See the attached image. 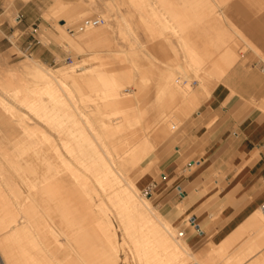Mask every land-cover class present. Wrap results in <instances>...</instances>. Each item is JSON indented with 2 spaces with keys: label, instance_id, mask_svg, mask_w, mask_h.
I'll return each mask as SVG.
<instances>
[{
  "label": "bare ground",
  "instance_id": "1",
  "mask_svg": "<svg viewBox=\"0 0 264 264\" xmlns=\"http://www.w3.org/2000/svg\"><path fill=\"white\" fill-rule=\"evenodd\" d=\"M124 21L127 26L117 29L121 35L114 32L127 41L123 44L127 46L135 40L130 37L134 35L129 31L131 19ZM162 22L161 29L156 30L158 37H153V28L144 23L151 30L149 37L164 41L173 32L178 34L180 51L181 47L185 50L183 58H194L189 64L196 65L200 56L183 39L185 26L168 25L177 22L175 16ZM69 31L71 35L77 33ZM65 44L77 51L83 49L75 37ZM172 44L171 49L175 47ZM93 53L90 60L96 63L89 66H85L89 56L60 67L45 65L30 54L10 65L0 60V264H118L120 249L125 246L135 264H184L186 256L195 258L189 244L176 239L173 224L151 200L138 196L134 180L153 166L156 159L140 163L175 126V120L181 119L180 115L187 118L208 101L212 82L203 78L193 86L187 82L192 75L183 83V76H174L175 68L173 75L162 68L165 76L162 80L164 72L161 78L158 75L162 82L155 84L160 89L154 84L158 91L153 92L158 101L167 96L172 103L168 106L165 102L166 106L163 101L166 107L160 104L159 109L156 102L157 110L150 107L155 98L149 90L150 99L145 92L138 95V85L150 86L151 82L147 75L141 74L147 83L137 75V67L132 72L130 58L127 67L123 59L129 55L119 60L127 69L119 66L116 73L115 65L113 69L105 66L114 60L111 64V59L103 60ZM215 62L208 65L217 68L219 80L227 66ZM197 67H192L195 73ZM144 96L150 103L142 100ZM141 100L146 106L149 103L146 111L157 112H143ZM148 114H152L151 119ZM256 211L264 216L260 208ZM109 213L116 218L121 236ZM259 223L264 228V219ZM123 259L130 264L127 255Z\"/></svg>",
  "mask_w": 264,
  "mask_h": 264
},
{
  "label": "rangeland",
  "instance_id": "2",
  "mask_svg": "<svg viewBox=\"0 0 264 264\" xmlns=\"http://www.w3.org/2000/svg\"><path fill=\"white\" fill-rule=\"evenodd\" d=\"M131 1L133 3H131ZM196 1L198 3H196ZM233 5L236 6L237 9L234 8ZM230 6H233V8H230ZM168 8L179 10V20H180V22L170 23L168 25H175V26L178 25V27L185 26L189 28V34L193 35V39L195 40L196 43L195 46L198 52V56L201 57V58L199 57L198 62H197L198 59H196V63L198 64V66L202 64L203 66L201 65V67L204 68H201L200 66L197 67L196 66L197 64L194 65L195 64L194 58H191V60L189 59L190 61L187 60L188 58L186 59H184L185 57L183 58L182 52L185 50H183L184 48L181 47L182 51H180V46H179L180 40H177L178 34H174L173 32L174 35L172 34L170 39L164 41L162 38H161L162 40L160 38H159L160 40H158L157 38L156 39L153 38L154 35L155 37L159 36L158 31L156 30L160 29L163 26L162 23L155 21V12H157L161 17H169L170 15L166 11ZM238 11L248 14L249 16H251L253 20H257L261 17L262 14H264V0H208L207 3L206 2L201 3V0H0V56H1L0 60L2 59L1 60L2 62H5L10 65V63L15 64L21 59L25 58L27 54H30L32 57L37 58L40 62H42L45 65L52 67H60L66 63H70L74 61L77 57L86 58L89 56L88 58H86L87 61L85 63V66H89L92 63H96L95 60L92 61L90 60V56L92 55V52H94L100 55L103 60L111 59V61L108 60L110 61L109 63H111L112 60H114L115 62L113 61L114 63L113 64L111 63L113 66L108 65L107 61H106L107 65L105 66L106 67L108 66L107 68L110 69L111 68L113 69L116 66L114 71L116 73L119 66H121L120 68H122V70L127 69L126 68V65L128 64L127 60L128 58H130V61L131 62L133 61V63H130V61L128 60L130 65L133 66V67L130 66V68H134L132 69V72L133 70H136L137 67L138 70L136 72L138 73L137 75H141V74L144 76L147 75V77L146 76L145 77L150 78L148 79L149 81L147 80L148 82H151L149 83L150 84L149 86L146 79H144L145 77L143 76L144 77L143 78L141 75L144 81H146L147 83L146 85L148 86L147 87L146 85L142 86L143 84L138 85V87L140 86L146 89L145 91H143L144 89L141 88L142 89L141 92V89L139 87L138 95L140 94V96H143L144 95L143 92H145V95L148 96L147 98H149V94H148L149 92L147 93V90H149L151 98L152 95L154 94L155 97L153 96V98L156 99V93H157L156 91L158 90L154 87V84L157 81H159L157 82L159 84L162 82L165 76L164 70L167 72V74L172 72L173 75L174 73H176L174 76L177 78L178 76L179 77L183 76L184 77V78L182 77L183 83H185L184 81L185 80L187 81L188 78H190L192 75V77L187 82H191L193 86L197 85L198 81H202L204 78L205 81L208 80L209 82H212L211 83V91H212L213 87L219 83L221 77L218 80V78L215 75L216 74L215 70L217 68L211 67L214 66V64L211 65V63L215 61H216L215 64L219 63L218 61H219L220 53L225 48H227L228 45L229 46L231 45L237 50L238 53L237 58L243 55L245 52L253 51L259 58L264 59L259 52L257 53L252 48L246 45L245 41L242 38L241 35L242 33L240 34V30H238V28L235 25H233L225 16V14H227L229 18L232 20V22H234L237 25ZM17 14L21 15V19L19 22L15 19ZM92 17H101L105 20L102 24H99L97 26L108 29L109 40H110V44L108 46L95 47L94 48L96 49L95 51H93V49H82V50H78L77 52V50H74L70 48L68 45L64 44L65 42H67L68 38H74V36H76L79 32H81L78 31L76 27L83 20ZM143 17L150 19V21L148 22V26L151 29L153 28L152 29L153 35L152 33L149 34V31L151 32V30L147 29L148 26L145 25L146 23L144 24V22L141 20V18ZM125 18L128 19L129 21L131 19V21L128 23V25L131 28L129 29V31L133 32L134 35H130V37L134 38L135 40L132 42V44L130 45L128 44L127 46L123 45L127 41L123 38L116 37L117 34L114 32V31H118L117 30L118 26L119 28L127 26L126 22L124 21ZM62 19L66 20L67 22H68L67 19H69V22L66 24L65 27L67 28L65 30L59 31L58 22L63 23ZM186 19H191L193 21L189 23L186 21ZM197 19L210 20L212 21V23L197 22L196 21ZM218 25L221 28H225L230 36L229 39L225 42L222 41V39L209 38L210 35H215L216 30L213 28V26H218ZM115 28L116 30H114ZM71 29H73V31H76L77 33H73V35H71L72 32L69 31ZM118 34L119 36L121 35L119 31ZM149 35H152L153 37L150 36L151 37L150 38ZM117 42L118 43L122 42V44L121 43L117 44ZM158 43L160 44L158 45ZM170 44H172V46L175 47L171 49L172 47L171 48L169 47L171 46ZM131 45L134 46L132 47ZM204 45L207 47L206 51L203 48ZM178 49L179 51H177ZM128 50H130L129 53ZM124 51L127 52L128 54L127 53L124 54L125 53ZM171 51H174L175 53ZM130 52H132V54ZM124 55H129V56L132 55L131 57H133V60L129 56H126L127 58L126 59ZM122 57L125 59H123ZM121 58L125 60L127 64L123 62V60H121V62L123 63L119 62ZM178 60L180 62L175 63ZM185 60L188 62L184 63ZM192 60L194 61L193 62L194 64L192 63L193 65L189 64ZM203 60L204 62L202 63ZM134 62L136 66L134 65ZM208 63L211 66H209ZM177 64H179L178 65L179 67L177 66ZM185 65L186 67H184ZM188 65L189 66L192 65V67L194 66V68L197 67L198 69L195 70H197L196 72L198 73H195L192 67H190L192 71L188 69ZM127 67H129V64L127 65ZM210 67H211L210 69L211 71L209 70ZM130 68L128 69L130 70ZM162 68H164V70ZM173 69L176 72L171 71ZM203 69H205L206 71ZM212 69L214 73L212 72ZM122 70L120 69V71ZM193 71L194 73H192ZM204 71L205 74L207 73L206 75L203 73ZM207 71L209 72V75ZM163 72L164 75L162 74L163 76L162 77L160 75ZM133 73H135V71ZM183 73L184 74L186 73V75L188 74L187 75L188 77L187 76L185 77ZM199 74H201V77ZM137 75L134 74V77L136 76V78L138 79L139 76ZM203 75L206 78L209 77L210 79H205ZM158 77L159 78L162 77V80L158 79ZM142 78H139L138 81L141 79L140 81L142 82L143 81ZM157 83L155 84V86H157L158 89H160ZM153 91H155L156 93H154ZM146 96H144L145 98L144 97L141 98L142 100L146 99L145 101L147 104L148 100ZM166 97L164 96L160 98L161 102L158 101V99H156L157 100L156 101L155 99L152 98L153 101L155 100L154 101L155 103L151 100L153 102V103L151 102V104L153 105L150 104L151 105L150 107L152 108L153 106V108L158 110V108L156 107H159L160 109L162 106L166 104L165 102H167V104L168 103L170 104L171 102L170 99H166ZM163 98L166 101L162 100ZM142 100H141V105L144 106L143 112L149 111L153 114L156 111L155 109H152V111L150 108H149L150 110L149 109L147 111L145 110L148 108L147 106L149 105L150 102L148 101L149 103L146 106L145 103H143L145 105L142 104ZM163 101L165 104L162 103ZM156 102H158L159 105L160 104L163 105L162 106L156 105L155 107L154 105L156 104ZM205 102L207 101H203L199 105L197 109L198 111L202 108V105ZM198 111L197 112L195 111L192 114H190L188 118H185L184 116L179 114L181 116V117L179 116L181 119L175 120L176 123L175 126L172 128L170 127L166 136L161 139L163 142L161 140L158 141L159 146L156 144L157 146H155L154 150L150 153L147 159H145L140 163V165H145L148 161H154L156 159L155 162H153V166L149 170H147V172H145V175L139 176L134 181H136V184L138 186V191H137V193H139L138 196L148 197L159 212L160 210L156 205L157 195L155 192H151V191L146 194L145 193L146 184L152 180H158L160 178V172H162L164 164L168 160V157L173 153L180 154V158H179L180 165L186 164L189 161V159L195 156V152L192 151L191 148L184 149L183 146H184V140L188 138V134L191 127L195 124L194 123L195 117ZM149 115L150 114H148L147 116L149 117ZM151 115L150 117H152ZM177 148L179 149V151L176 150ZM109 217L112 223L114 224V226L116 227L117 235L121 236L119 225L116 218L112 213L111 214L109 213ZM261 219H264V216L256 211L252 215V217L248 218V220L244 222L242 225H240L236 231H234L228 238H226L224 241H222L219 244H215L214 242H212L210 234H207L204 237V243L202 245V250L200 252L201 254L195 253L196 259L195 258L192 259V257L186 256L184 264H194L195 261H197L199 264H226V263L227 264H264V228L260 226L259 220ZM182 223L184 224V227H190V226H186L187 219L183 220ZM182 223H179L178 225L173 224L175 237L178 241H180V239L186 240L185 234L182 236H179L177 234L179 230H184V228H180V225ZM190 228L193 231H195L194 228L192 227ZM120 250H121L119 252L120 258L118 259V264H125V263L127 264V262H125L123 259V257L125 258L126 255L129 258L128 259L129 263L135 264L133 260L130 258V253L126 246L124 248H121Z\"/></svg>",
  "mask_w": 264,
  "mask_h": 264
},
{
  "label": "crops",
  "instance_id": "3",
  "mask_svg": "<svg viewBox=\"0 0 264 264\" xmlns=\"http://www.w3.org/2000/svg\"><path fill=\"white\" fill-rule=\"evenodd\" d=\"M205 2L208 0H201ZM166 11L169 17L155 12V21L163 23L165 18L175 16L180 22L179 10ZM225 16L240 30L246 45L264 58V14L253 20L238 11L237 25ZM62 21L58 22L59 31L65 30L69 22ZM142 21L150 19L143 17ZM196 21L212 23L206 19ZM213 28L215 35L209 38L224 42L229 39L225 28L219 25ZM74 37L83 49L93 51L95 47L110 44L108 29L99 26ZM182 37L197 52L188 27L184 28ZM93 41L99 44L92 45ZM203 48L207 50L205 45ZM237 56L231 45L220 53L219 62L227 66L225 72L213 87L209 100L197 110L195 124L184 140V149L191 148L195 156L180 165V154L173 153L164 164L160 178L146 184L156 193V205L171 224L194 218L200 233L184 227L183 223L180 228H184V240L191 251L197 254H201L207 234L215 244L221 243L264 202V59L253 51Z\"/></svg>",
  "mask_w": 264,
  "mask_h": 264
},
{
  "label": "built area",
  "instance_id": "4",
  "mask_svg": "<svg viewBox=\"0 0 264 264\" xmlns=\"http://www.w3.org/2000/svg\"><path fill=\"white\" fill-rule=\"evenodd\" d=\"M15 19L19 22L20 19H21V15L20 14H17ZM104 22V19L101 18V17H92V18H87L85 20H83L77 27L76 29L78 31H82L84 30L85 28L87 27H90V26H97L99 24H102ZM145 193H149L151 191V187L150 186H146L145 188ZM261 209V211L264 213V202L260 205L259 207ZM187 219V223H186V226H190L192 228H194V230L198 233L201 232V228L199 227V225L195 222L194 218L193 217H189V218H186ZM178 235L179 236H182L184 235V230H179L178 231Z\"/></svg>",
  "mask_w": 264,
  "mask_h": 264
}]
</instances>
